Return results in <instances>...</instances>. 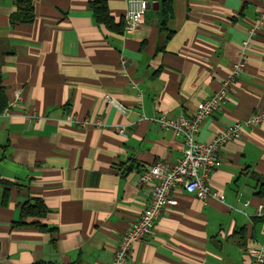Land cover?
I'll return each instance as SVG.
<instances>
[{
  "label": "crops",
  "instance_id": "0c3cea01",
  "mask_svg": "<svg viewBox=\"0 0 264 264\" xmlns=\"http://www.w3.org/2000/svg\"><path fill=\"white\" fill-rule=\"evenodd\" d=\"M90 1L33 0L34 20L10 25L13 0H0V264L108 263L146 205L144 165L182 155L181 138L149 119L192 115L242 52L244 70L197 135L242 124L208 179L222 201L176 188L126 264H250L247 248L264 251V118L249 121L264 111V0H147L157 9L133 30L121 25L126 0H104L112 28ZM35 199L46 213L15 225Z\"/></svg>",
  "mask_w": 264,
  "mask_h": 264
},
{
  "label": "built area",
  "instance_id": "2783aa9c",
  "mask_svg": "<svg viewBox=\"0 0 264 264\" xmlns=\"http://www.w3.org/2000/svg\"><path fill=\"white\" fill-rule=\"evenodd\" d=\"M147 0H126L123 14V28L133 30L144 22ZM248 41L243 43L247 47ZM246 57L241 53L240 60L233 66L232 71L221 84L218 91L200 101L194 113L190 116L178 114L170 116L156 113L149 120L157 124L162 130L180 137L183 143L182 155L176 162L169 164L163 160L144 165L138 174L140 185L147 191V202L138 218L119 238L111 260L106 264H126L134 243L142 242L153 233L157 218L165 207L176 204L173 191L176 188L191 194L198 199L215 197L222 201L223 196L212 192L209 186V176L213 169L221 164L220 152L228 140L239 137L242 124L235 122L217 133L209 142H202L197 135L202 122L216 110L226 98L230 82L244 70ZM105 99L111 105L118 106L109 96ZM264 118V111L254 113L249 119L256 123ZM97 126H104L103 120L95 121ZM256 214L264 218V202L257 205ZM250 264H264V251L258 247L246 249Z\"/></svg>",
  "mask_w": 264,
  "mask_h": 264
},
{
  "label": "trees",
  "instance_id": "16d2710c",
  "mask_svg": "<svg viewBox=\"0 0 264 264\" xmlns=\"http://www.w3.org/2000/svg\"><path fill=\"white\" fill-rule=\"evenodd\" d=\"M33 0H13L15 9L9 15L10 25L14 24H27L31 23L34 20V10L32 5ZM162 5L169 8V0H162ZM90 8L93 11L94 20L96 23H101L108 27H111V18L107 13V8L104 3V0H92L89 3ZM123 18V16H122ZM121 25H123V19H121ZM116 26L113 27V29ZM118 29V28H116ZM7 96L6 89L2 83V77L0 75V113L7 106ZM256 195L259 197H264V179L259 184V189L256 192ZM7 192H3V203L6 201ZM46 213V208L43 205L42 201L35 199L33 203L29 201L23 202L20 205V220L16 222L15 225H24L25 223L21 219L30 217V216H43Z\"/></svg>",
  "mask_w": 264,
  "mask_h": 264
},
{
  "label": "water",
  "instance_id": "95a60500",
  "mask_svg": "<svg viewBox=\"0 0 264 264\" xmlns=\"http://www.w3.org/2000/svg\"><path fill=\"white\" fill-rule=\"evenodd\" d=\"M154 3H155V7H153ZM154 3H151V4L148 3V8L152 7V9H157L156 2H154Z\"/></svg>",
  "mask_w": 264,
  "mask_h": 264
}]
</instances>
